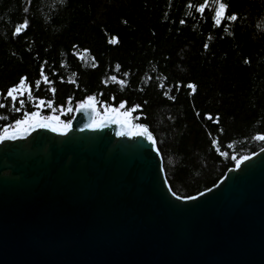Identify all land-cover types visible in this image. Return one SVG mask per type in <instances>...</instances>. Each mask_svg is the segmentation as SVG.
<instances>
[{
  "label": "trees",
  "instance_id": "1",
  "mask_svg": "<svg viewBox=\"0 0 264 264\" xmlns=\"http://www.w3.org/2000/svg\"><path fill=\"white\" fill-rule=\"evenodd\" d=\"M187 2L0 0V103L5 104L0 108V129L22 118L13 107L19 105L4 99L3 93L22 75L29 82L37 79L39 64L46 60V72L55 71V76L48 74L56 92L50 93L43 82L32 89L35 97L53 100L56 110L45 109V115L72 120L75 104L90 94L113 106L125 100V110L139 104L131 118L148 124L156 136L173 191L192 196L217 184L235 166L233 155L249 156L264 148V141L251 139L264 133V0H225L229 14L237 13L238 19L220 28L213 26L210 14L202 19L186 8ZM25 18L26 33L12 37L13 26ZM181 18L186 20L183 26ZM113 38L118 43H109ZM84 49L87 62L79 59ZM126 71L129 76L123 77ZM112 75L126 84L107 79ZM176 81L181 82L178 92L173 88ZM189 81L196 85L192 94L183 87ZM112 96L115 100L109 99ZM68 97L72 100L65 105ZM35 103H26L23 110H35ZM61 105L73 111L65 113ZM205 113L214 118L218 113L219 124L206 120ZM213 138L228 156L213 148Z\"/></svg>",
  "mask_w": 264,
  "mask_h": 264
},
{
  "label": "water",
  "instance_id": "2",
  "mask_svg": "<svg viewBox=\"0 0 264 264\" xmlns=\"http://www.w3.org/2000/svg\"><path fill=\"white\" fill-rule=\"evenodd\" d=\"M90 120L0 141V264H264V148L180 196L144 137Z\"/></svg>",
  "mask_w": 264,
  "mask_h": 264
},
{
  "label": "snow or ice",
  "instance_id": "3",
  "mask_svg": "<svg viewBox=\"0 0 264 264\" xmlns=\"http://www.w3.org/2000/svg\"><path fill=\"white\" fill-rule=\"evenodd\" d=\"M31 0H29V4ZM186 8L192 9L194 12L200 14L201 18H207V14H210V19L212 24L216 28H220L222 24L225 22H234L238 19V15L235 12L229 14L228 3L225 0H199L198 3L194 4L192 0H188L187 4L185 5ZM25 12L28 11L27 8L24 9ZM186 15H192L191 12L186 13ZM126 23V21H125ZM186 20L181 18L179 20V25H185ZM29 27V21L25 18L22 22L17 23L13 26L11 31L12 37H20L24 33H26ZM224 32L231 35L228 31L227 27H224ZM154 34V33H153ZM109 43H118L117 38H113L109 41ZM77 45L73 44L72 48L75 49ZM205 50L209 48V43L205 41L203 44ZM88 50L84 49V54L79 56V59L82 61L86 59V54ZM249 61L245 59L244 63L247 64ZM46 65L47 61H41L39 64L38 69V78L34 81L29 82L27 76L22 75L18 78L17 82L8 86L6 91L3 93V97L6 100L15 101L19 106L14 107L15 112H22V118H17L12 121L11 124L5 123L3 128L0 129V141L7 140V139H16L19 135H24L30 132L33 128L43 127V128H50L51 131L65 134L71 127V120L62 121L58 115H42L40 109L41 107H47L55 111L56 109L53 107L54 102L52 99H44V98H37L33 95V87L39 88L43 82L44 85L48 86L47 90L55 94L56 88L53 86L54 81L49 78L50 73L52 76H55L54 70H47L46 72ZM97 66L96 61L92 60V67L95 68ZM116 69L120 68L119 64H116ZM75 75V74H74ZM129 72H124L123 77H128ZM63 82V77L60 78ZM111 81L118 83L120 85H125V79H118L116 75H112L108 77ZM166 80L167 77H164ZM70 83L75 84L76 82L70 81ZM102 83H106V80L102 81ZM160 86V85H158ZM184 88L190 90L189 94H192L195 91L196 85L189 81L183 85ZM173 88L178 92L181 88V82L176 81L173 85ZM168 99L175 100V96H170L168 92L163 93ZM26 97V99L21 98ZM110 100H115V97L112 96L109 98ZM36 100L34 105L35 110L31 111H24V106L26 103H30L31 101ZM72 100V97H68L65 101V105H67ZM98 103L100 107H98ZM145 103H147L145 101ZM127 101L121 100L118 105L113 106L111 103L108 102H100L97 101V97L95 94H90L85 96L82 100L75 104V108L81 111H90L91 113V120L89 123L85 124L86 128H100L106 122L118 124L120 127L116 132L117 136L127 135V136H141L144 137L151 145L152 149L159 154L160 150L157 146V140L154 137L153 132L150 130V127L146 123H133L131 118V113L139 108L141 105L137 104L133 106V108L126 109ZM59 106L60 110L65 113H71L73 111V107L71 106ZM5 104L0 103V108H4ZM101 108L103 111H101ZM204 118L206 120H211L215 124H219V114L217 113L216 117L214 118L212 114L205 113ZM6 119V117L4 118ZM217 131L222 135L223 129L218 128ZM253 141H264V133L257 132L255 135L251 137ZM211 145L215 148L221 156H228V152L222 151L220 149V143L218 138L211 139ZM228 148H232L233 144L229 143L227 145ZM255 153H253L254 155ZM232 159L235 161V166L240 167L242 161L249 159L247 155H241L237 158V156L233 155ZM175 194V193H174ZM182 199H191L192 197H181Z\"/></svg>",
  "mask_w": 264,
  "mask_h": 264
},
{
  "label": "rangeland",
  "instance_id": "4",
  "mask_svg": "<svg viewBox=\"0 0 264 264\" xmlns=\"http://www.w3.org/2000/svg\"><path fill=\"white\" fill-rule=\"evenodd\" d=\"M81 54H84V52L83 53H80V55ZM88 59H89V57H88V54H86V59L84 60V61H88ZM45 109H48L47 107H41V109H40V111H41V113H42V115H45L44 113H43V111L45 110ZM52 115H57V114H52ZM59 117H60V115H58ZM60 119L62 120V121H65L63 118H61L60 117Z\"/></svg>",
  "mask_w": 264,
  "mask_h": 264
}]
</instances>
